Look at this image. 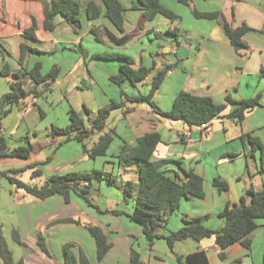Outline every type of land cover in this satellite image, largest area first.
<instances>
[{"label": "crops", "instance_id": "1", "mask_svg": "<svg viewBox=\"0 0 264 264\" xmlns=\"http://www.w3.org/2000/svg\"><path fill=\"white\" fill-rule=\"evenodd\" d=\"M49 1L0 0V41L8 51L5 61L0 57V70L5 62L13 72L29 71L36 63L42 64L29 54L23 66H21L19 59L22 44L32 48L44 47L47 49L46 55H51L52 51H57L58 44L66 43L65 40L57 37L59 29L67 31L70 28L75 35H79L82 28L84 29V21L80 18L81 16H79L80 27L78 31H75L62 15H57L54 19L56 29L53 32L46 31L44 28V9L45 3ZM75 1L80 4L81 13L84 12L89 22L86 25L87 30L83 33L86 39H90L92 29H96L99 31V39L104 41L108 48L111 47L115 51L125 52L123 49L126 50L133 45H137L136 50L131 53L115 52L114 54L131 57L135 61V68L146 67L151 69V75L143 83L136 85L129 81L123 83L122 87L127 94L131 96L147 94L150 91L154 75L162 70L165 65L173 66L153 98L156 106L162 112L172 109L176 97L181 92L197 96H208L215 103L221 105H227V97H231L235 101H241L262 94V106L249 113L242 125H238L228 118L215 119L211 124L212 131L210 134L192 132L190 138L186 137V133L191 129L185 123L169 121L157 114L148 104L136 105L134 110L126 117L122 110H116L112 112L106 123V131L114 129L117 136L104 157L107 158L109 155L112 159L118 158L124 145L135 146L140 137L158 132L161 135L162 143L158 146L153 160L156 162L162 160L179 161L181 167L172 163L164 166L163 170L169 176L177 178L180 183L186 180L184 171L193 170L203 177L205 198L184 199L182 201L180 209L174 214H178L179 224L176 226L178 229L184 225L183 218L185 216L193 218L205 215H210V218L203 222L205 227L213 230L221 229L224 226V219L220 214L227 204L238 205L241 197L245 195L250 187L258 192H264V77L261 76V69L264 67V0H184L186 3L180 0H161L164 7L181 17V20L178 18L179 22L182 21L181 9L183 12L184 8H187L192 13V18L197 21L213 22V24L206 27V30L202 28L203 32L195 30L196 32H187L186 36L179 33V22L176 24L162 15L157 16L153 21L145 20L143 11L133 8L135 4L140 5L139 0H120L125 10V32L130 36V42L124 46H116L104 36L102 32L104 30H108L118 37L121 34L105 18V7L101 0ZM92 1L100 5L103 11V15L93 21L89 20L87 15L88 4ZM195 11L199 13H220L221 17L218 20L197 19L194 15ZM34 19L37 25L36 39H32L25 34L26 30L33 26ZM224 22L233 29L243 25L251 29L243 37L247 50L235 49L226 35L223 27ZM175 28L179 31L178 38L165 34L166 32H173ZM158 34L161 36L160 38L156 36ZM77 42V39L72 40V43ZM81 50L85 57L90 56L89 50L88 52L84 48ZM85 57L81 54L80 57L72 55L65 66H54L58 68L59 76L51 91H44L41 97L33 99L44 100V103L51 107L64 105L68 125L70 124L72 111L79 113L81 116L84 114V117H82L89 128L91 127V121L96 118L100 108L121 100L120 87L111 80L110 82L118 86V89H114L112 93L104 92V98L95 93L93 86H98L96 73L100 71L110 79L111 76L120 72L122 62L108 59H96L87 62L84 59ZM32 59L34 63L30 64ZM110 62L114 63L113 66L108 64ZM6 79L8 83L11 80V78ZM34 101L36 100H32V105H35ZM28 105L24 101L12 109L11 113L17 112L21 115L17 129L21 127V123L29 114ZM84 109L89 110L90 114H85ZM232 109V106H228L223 115H226ZM46 116L44 114L42 117L48 120L50 126L47 128L46 133V136L51 140L47 144L50 147L57 140L62 141L66 137L52 134V128L55 124ZM2 126L1 132L6 138V128L4 124ZM34 134L36 135V133ZM95 134L99 137L102 135L98 131ZM243 135L259 138L263 146V152L258 151L254 156H251V145L242 140ZM6 140L8 142V138ZM30 144L31 141L27 140L25 144H10L9 146L11 148H15V145L16 147H28ZM44 151H46L45 148H43ZM33 155L34 153L28 159L31 165L36 163V158ZM232 155L238 156L234 158L231 157ZM15 159L17 158H4L0 162ZM233 164L234 167H232ZM220 168H223V170L220 171ZM136 172L138 173V170ZM215 179L226 181L229 189L219 191L213 184ZM211 183L214 190L210 187ZM131 202L134 209L135 200L133 199ZM258 224L259 228L251 236V252L242 244L237 243L224 252V259L220 258L221 250L216 244L215 237L202 241L189 238L177 242L173 251L168 247L171 254L167 253L166 257L162 259L154 251L158 240L150 249L142 228L141 231L135 229V232L132 230L119 233L113 231L114 234H119L118 236H124L115 237L113 240L110 239L108 231L103 227L102 229L112 245L108 255L117 247L124 246L125 259L118 264H127L130 260L131 249L137 250L132 237L139 239L141 248L137 251L141 254L143 264H179L177 256L185 257L200 250L207 253L210 264H262L264 219L259 220ZM94 225L99 226V224ZM120 239L123 241L122 244ZM159 240L166 242L165 239ZM94 245L96 252L95 241ZM89 260L91 264H94L90 255Z\"/></svg>", "mask_w": 264, "mask_h": 264}, {"label": "trees", "instance_id": "2", "mask_svg": "<svg viewBox=\"0 0 264 264\" xmlns=\"http://www.w3.org/2000/svg\"><path fill=\"white\" fill-rule=\"evenodd\" d=\"M30 1V0H23ZM44 1V0H35ZM186 3L184 0H180ZM105 7L104 16L117 29L120 37L116 36L108 30L102 31L104 36L116 46H124L130 42V36L125 32L124 24V8L120 0H101ZM139 4L133 6L134 9L143 11L145 20L153 21L157 16L162 15L172 22L178 20V16L162 5L161 0H139ZM81 7L75 0H50L45 3L44 28L46 31L53 32L56 29L54 19L57 15H62L66 21L77 31L80 27ZM87 15L89 20L93 21L103 15L100 5L92 1L88 4ZM197 19L218 20L221 17L220 13H199L194 12ZM224 30L233 46H238L241 49L246 48L243 37L251 29L246 25L233 29L226 22L223 23ZM37 25L34 19L33 26L26 30L25 34L32 39H36ZM92 34L99 35V31L92 29ZM178 29L173 32H166V35H173L178 38ZM264 32V31H263ZM158 38L161 36L156 35ZM32 52L39 51L26 44L21 45V56L19 64L23 63ZM8 51L0 41V57L6 60ZM96 59L118 60L122 62L120 72L110 77L111 82L120 87L119 102H113L110 105L100 108L96 118L91 121V127H87L83 117L72 111L70 114V124L65 128H52L53 135L66 137L64 142L76 141L81 144L83 151L91 159L104 157L107 155L117 133L114 129L107 130V120L112 112L122 110L126 117L134 110L136 105L148 104L157 114L165 117L171 122H183L189 129H193L197 125L203 123L212 124L215 119L228 118L232 119L238 125H242L246 116L262 106V94L256 97L235 101L231 97H227V105L217 104L211 97L197 96L187 92H181L175 99L173 107L170 111L162 112L156 106L153 98L163 83L168 72L173 66L165 65L152 78L150 91L147 94L131 96L125 92L122 85L129 81L133 85L143 83L150 75L151 69L146 67L135 68V61L126 55H106L94 56ZM0 73L5 78H11L10 91L0 99V131H2V120L6 118L15 106L24 102L28 97L39 98L44 91H51L53 84L57 81L59 70L54 67L48 74L43 75L42 64L36 63L29 71H11L9 65L5 62ZM261 76L264 77V67L261 69ZM228 106L233 109L223 115ZM85 114H90V111L84 109ZM41 115L44 114L41 112ZM101 132L102 135L98 141L93 142V137L96 132ZM242 140L251 145V156L258 151L263 152V146L259 138L251 135H243ZM162 143L161 135L158 132H152L140 137L135 146L124 145L121 153L118 156V162L121 167L131 168L136 167L138 170V183L135 185L132 181H128L124 187L125 201L135 200L134 209L131 214H127L130 220L138 224L142 228V232L148 241L149 248L152 249L155 241L165 239L171 251L177 242L186 239H194L202 241L207 238L215 237L216 244L221 250L220 258L224 259V252L234 244H242L249 252L252 248V234L259 228L258 221L264 219V192H258L253 187H250L245 195L240 199L238 205L227 204L220 216L224 219V226L221 229L213 230L204 226L203 222L210 218V215L183 218L184 225L177 231L171 232L165 236L164 230L167 228L171 217L180 209L184 199H204V179L196 174L193 170L184 171L186 180L180 183L177 178L171 177L163 170L168 164H177L181 167L179 161L162 160L154 161L153 157L158 146ZM91 144V146H90ZM44 146L38 144H30L28 147L20 146L11 148L3 135H0V160L4 158H17L28 160L31 155L43 149ZM232 155L231 157H237ZM51 157H48L42 163H34L28 169L33 170L31 179L34 181L43 175L38 165L48 164L51 162ZM21 171H5L0 174L7 178L17 189L24 190L27 194L45 201L53 196H61L66 203L70 202L71 195L77 194L88 200L92 181L108 179L110 184H114V177L106 172L94 171L90 173H69L66 175H55L48 179L42 186L28 185L10 174H17ZM214 186L219 191H227L229 185L226 181L215 179ZM115 214H123V212H114ZM57 222L76 223L84 225L96 244V257L98 262H103L112 248L107 235L100 226L82 223L73 219L60 220ZM56 222V223H57ZM52 224H55L52 223ZM13 239L20 245L26 244L20 239L19 233L13 231ZM37 246L40 250L50 257L46 242L42 236L38 238ZM75 247L73 244H67L63 247L64 264H91L88 256L83 250H79L77 254L72 253ZM0 264H25L24 259L15 262L13 254L7 247L5 241L0 236ZM179 264H210L207 253L204 250L189 254L185 257L177 256ZM127 264H143L141 254L131 249L130 260ZM264 264V253L263 262Z\"/></svg>", "mask_w": 264, "mask_h": 264}, {"label": "rangeland", "instance_id": "3", "mask_svg": "<svg viewBox=\"0 0 264 264\" xmlns=\"http://www.w3.org/2000/svg\"><path fill=\"white\" fill-rule=\"evenodd\" d=\"M183 12L181 9L182 15H180L182 16V21L179 22L181 17L176 21L179 22V33L183 36H186L187 32L191 31L203 32L207 29V26L213 24V22L210 21L195 20L192 18V13L187 8H184ZM80 16L84 21V29L82 28L79 35H75L70 28L67 31L59 29L57 37L65 40L66 43L58 44L57 51H52L51 55H46L47 49L44 47H33L37 49L39 53L32 52L29 56L42 62L43 74H48L56 65L65 66L66 63L70 61L69 58L72 55L80 57L81 54V56L85 57L84 54L81 53L82 48H84L86 52H88V50L90 51V56L84 58L87 62L95 61L96 57L94 56L97 55H113L115 52L131 53L136 50L137 45H133L129 49H123L125 52L115 51L111 47L108 48L104 44V41L99 39V35L96 36L91 34L90 39H86L83 33L87 30L86 25L89 22L84 12H82ZM202 28L205 29L202 30ZM73 39H77L78 42L72 43ZM234 47L237 49L238 46ZM242 50L247 49L243 48ZM64 51L65 53H63ZM95 51L100 52L96 53ZM33 63L34 60L32 59L30 64ZM108 64L113 66L114 63L110 62ZM96 77L98 79V86L94 85L93 89L101 98H104V92L112 93L114 89L119 88L112 84L110 79L100 71L96 73ZM9 91L10 87L7 79L0 75V99ZM32 100H36L34 101L35 105H32ZM25 101L27 105L29 104V114L21 123L19 129H17V126L20 123L21 115L17 112L11 113L2 121V124H4L6 128L8 143L25 144L27 140H29L31 144L35 146L40 144L44 146L43 148H45L46 151L43 152L42 149L34 153L33 156H35L36 162L42 163L48 157L52 158L51 162L37 167L42 170L43 175L36 178L34 181L31 179L33 170L28 169L31 165L29 160L15 159L13 161H2L0 162V172L21 171L17 174L11 173L10 176H15L28 185L42 186L48 179L55 175L62 176L69 173L101 171L111 174L114 177V184H110L106 178L92 181L88 200L73 193L69 203H66L65 199L58 195L42 201L27 194L22 189H17L10 184L7 178L0 174V236L12 252L15 262L24 259L25 264H64L63 247L67 244H73L75 247L71 249L72 253L77 254L81 249L88 258L90 255L94 264H99L96 258L94 239L85 226L76 223L57 221L73 219L75 221H81L82 223L99 224L101 228L103 227V229L108 231L111 240L115 237L123 236H118L119 234H114L113 231L118 233L130 230L135 232V229L141 231V227L132 222L127 216V214L132 213L133 204L131 200L126 202L124 198V187L126 183L128 181H132L135 185L138 183L137 168L121 167L118 158L112 159L109 155L107 158L99 157L91 159L84 153L81 144L76 141L64 142V140H57L55 144L49 147L47 144H49L51 140L46 136V133L47 128L50 126L48 125V120L42 117L41 112L46 114V117L53 121L55 128H65L68 126L69 122L65 115L64 105L51 107L46 105L44 100L33 99V96L28 97ZM82 116L84 117V114ZM34 133H36V135ZM0 135H3L1 131ZM93 139L94 141H98L99 136L95 134ZM94 141H91V144H93ZM232 167H234V164ZM220 169V171L223 170V168ZM210 187L214 190L212 183ZM114 212H123V214L119 215ZM177 215L178 214L171 217L167 228L163 232L165 236L168 235L170 231L175 232L179 230L176 227L179 224ZM54 222L55 224H52ZM14 230L19 233L20 239L26 246H20L13 239ZM40 236H42L46 242L50 257L44 254L39 246H37V241ZM143 239L145 238L143 237ZM138 240L136 237H132V241L135 242V248L137 250L141 248ZM120 242L122 244L123 241L121 240ZM123 251V245L117 247L107 256L105 262L100 264H118L123 262L125 259ZM154 251H156L162 259L166 257L167 253H170L168 245L164 240L157 241Z\"/></svg>", "mask_w": 264, "mask_h": 264}, {"label": "built area", "instance_id": "4", "mask_svg": "<svg viewBox=\"0 0 264 264\" xmlns=\"http://www.w3.org/2000/svg\"><path fill=\"white\" fill-rule=\"evenodd\" d=\"M211 131H212L211 124L210 123H207V124L203 123L201 125L195 126L193 129L188 131L186 133V137L190 138L192 135V132H201V133H205V134H210Z\"/></svg>", "mask_w": 264, "mask_h": 264}, {"label": "water", "instance_id": "5", "mask_svg": "<svg viewBox=\"0 0 264 264\" xmlns=\"http://www.w3.org/2000/svg\"><path fill=\"white\" fill-rule=\"evenodd\" d=\"M177 24V22H175ZM237 49H240L239 47H237Z\"/></svg>", "mask_w": 264, "mask_h": 264}]
</instances>
